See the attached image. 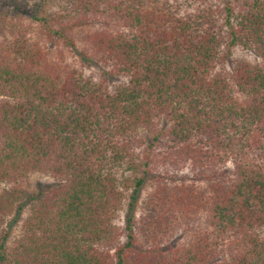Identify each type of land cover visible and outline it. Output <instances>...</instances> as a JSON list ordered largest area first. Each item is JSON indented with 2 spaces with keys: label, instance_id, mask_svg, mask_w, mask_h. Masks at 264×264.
Masks as SVG:
<instances>
[{
  "label": "trees",
  "instance_id": "trees-1",
  "mask_svg": "<svg viewBox=\"0 0 264 264\" xmlns=\"http://www.w3.org/2000/svg\"><path fill=\"white\" fill-rule=\"evenodd\" d=\"M1 185L0 264H264V0H0Z\"/></svg>",
  "mask_w": 264,
  "mask_h": 264
},
{
  "label": "rangeland",
  "instance_id": "rangeland-1",
  "mask_svg": "<svg viewBox=\"0 0 264 264\" xmlns=\"http://www.w3.org/2000/svg\"><path fill=\"white\" fill-rule=\"evenodd\" d=\"M121 80V78L119 79ZM122 81V80H121ZM54 178L50 175H46V174H42V173H36V174H33L31 176V191L32 192H39L40 190L44 189L45 187L49 186L50 184H52L54 182ZM2 187V185L0 186ZM152 188V184L151 183H148L145 187L141 188L140 190V193H139V198H138V202L139 204L137 205L138 207H136L137 209V215H140L141 214V210L139 209V207L141 206L143 200L145 199V196L146 194L151 190ZM131 193H132V189L128 190L126 193H125V196L123 198V205H122V208L119 210L118 212V218H117V223L120 227H123L124 224H125V219H126V216L128 214V209H129V202H130V197H131ZM27 211H28V207H24L23 208V211H21V217L19 219V222L17 225L14 224V228H13V235H16L19 230L21 229V218L23 217L26 218L27 216ZM19 214H16V216H18ZM14 217H11V221ZM122 241H126L127 237L126 235H123L122 237Z\"/></svg>",
  "mask_w": 264,
  "mask_h": 264
}]
</instances>
